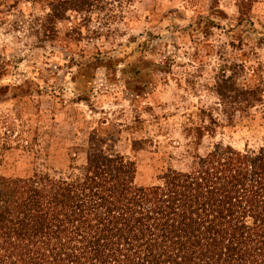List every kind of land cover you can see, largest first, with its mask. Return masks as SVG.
I'll return each instance as SVG.
<instances>
[{
	"label": "rangeland",
	"instance_id": "1",
	"mask_svg": "<svg viewBox=\"0 0 264 264\" xmlns=\"http://www.w3.org/2000/svg\"><path fill=\"white\" fill-rule=\"evenodd\" d=\"M230 76L254 106L221 99ZM92 136L140 186L264 149V0H0V178L82 176Z\"/></svg>",
	"mask_w": 264,
	"mask_h": 264
},
{
	"label": "trees",
	"instance_id": "2",
	"mask_svg": "<svg viewBox=\"0 0 264 264\" xmlns=\"http://www.w3.org/2000/svg\"><path fill=\"white\" fill-rule=\"evenodd\" d=\"M256 1L238 0L241 12ZM217 92L254 106L232 76ZM209 128H197L198 144ZM99 142L82 176L0 178V264H264V149L217 142L188 170L140 186L136 163Z\"/></svg>",
	"mask_w": 264,
	"mask_h": 264
}]
</instances>
